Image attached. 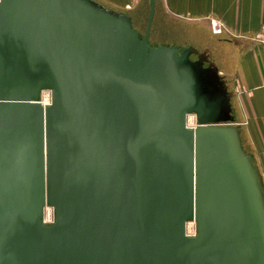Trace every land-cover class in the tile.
Returning <instances> with one entry per match:
<instances>
[{"label":"water","instance_id":"water-1","mask_svg":"<svg viewBox=\"0 0 264 264\" xmlns=\"http://www.w3.org/2000/svg\"><path fill=\"white\" fill-rule=\"evenodd\" d=\"M149 4L140 36L94 0H0V264H264L233 93L149 43Z\"/></svg>","mask_w":264,"mask_h":264},{"label":"crops","instance_id":"crops-1","mask_svg":"<svg viewBox=\"0 0 264 264\" xmlns=\"http://www.w3.org/2000/svg\"><path fill=\"white\" fill-rule=\"evenodd\" d=\"M104 1L130 16L140 0H132L128 8L130 0ZM160 5L164 14L175 20L201 24L210 32L209 20L216 19L227 30L220 35L210 32L218 38V45H227L229 52L218 74L226 86L225 78L233 79L232 88L227 87L233 93L234 125L239 126L243 147L255 158L264 182V42L260 40L264 37V0H160Z\"/></svg>","mask_w":264,"mask_h":264},{"label":"rangeland","instance_id":"rangeland-1","mask_svg":"<svg viewBox=\"0 0 264 264\" xmlns=\"http://www.w3.org/2000/svg\"><path fill=\"white\" fill-rule=\"evenodd\" d=\"M94 1L106 9L121 12L119 9L114 8L104 0ZM133 1L130 0V3L128 2L127 8L132 6ZM149 5V0H140L137 2L134 9L129 12L130 16L132 17V26L134 30L141 33L140 36L144 34L146 29ZM209 30L210 32L212 31L210 27ZM210 32H208V30L201 24L175 20V18L164 14L160 5V0H155V13L151 24L149 43L152 42L159 44L160 46L170 45L179 48L191 47L200 54L206 52L209 55V59L215 63V66L218 70L221 69L225 61V56L229 52H226L227 45H218V43L215 41L218 38L212 37ZM225 80L227 82V86L232 88L233 79L226 77ZM235 105L237 106V113L240 116L238 101H235Z\"/></svg>","mask_w":264,"mask_h":264},{"label":"built area","instance_id":"built-area-1","mask_svg":"<svg viewBox=\"0 0 264 264\" xmlns=\"http://www.w3.org/2000/svg\"><path fill=\"white\" fill-rule=\"evenodd\" d=\"M209 24H210V28L212 30V33L215 34V35H220L221 33L227 31L225 29V27L223 26V24L221 22L217 21V20H214V19L211 20L210 19L209 20ZM260 40H261V42H264V37L261 36L260 37ZM47 96L49 97V101L44 102L43 101V97L46 98ZM39 102H40V104L43 107H45V106H47V105L50 104V102H51V94H50V92L48 90H44V91L41 92ZM188 117H191V119L193 120L194 126H192L191 128H194L196 126V123H195V120H194V116L193 115H189V116H187V118ZM187 126H188V124H187ZM46 208H49L51 210L50 213L45 210ZM45 209H44V214H43V223L49 225V224H51L53 222V211H52V209L50 207H45ZM191 223L192 222L187 223V226L189 224H191ZM187 226H186V234L188 236H194L195 235V229H194V227H193V230L191 232H188Z\"/></svg>","mask_w":264,"mask_h":264},{"label":"bare ground","instance_id":"bare-ground-1","mask_svg":"<svg viewBox=\"0 0 264 264\" xmlns=\"http://www.w3.org/2000/svg\"><path fill=\"white\" fill-rule=\"evenodd\" d=\"M43 101L44 102H46V101H49V97L47 96L46 98L45 97H43ZM187 124H188V126H190V127H192V126H194V122H193V120L191 119V117H188L187 118ZM46 211H48L49 213H50V209L49 208H46L45 209ZM194 224H189L188 226H187V228H188V232H191L192 230H193V226Z\"/></svg>","mask_w":264,"mask_h":264},{"label":"flooded vegetation","instance_id":"flooded-vegetation-1","mask_svg":"<svg viewBox=\"0 0 264 264\" xmlns=\"http://www.w3.org/2000/svg\"><path fill=\"white\" fill-rule=\"evenodd\" d=\"M149 9H150V5H149ZM209 27H210V24H209ZM211 32H212V31H211ZM140 34H141V33H140ZM142 34H143V33H142ZM212 34H213V33H212ZM214 35H215V34H214ZM195 52H196V54H193V55L190 56L191 60H194V61H196V60L198 59L199 54H200L198 51H195ZM205 56H206V54H205ZM210 63H211V61H210L209 57L206 56V60H205V62H204V67H208ZM227 90H228V87H227ZM228 92H230V91L228 90Z\"/></svg>","mask_w":264,"mask_h":264}]
</instances>
